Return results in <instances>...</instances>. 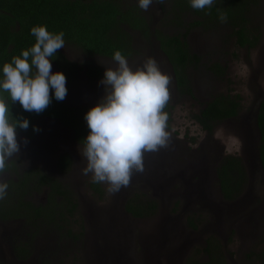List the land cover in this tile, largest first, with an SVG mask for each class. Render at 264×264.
<instances>
[{"label": "rangeland", "instance_id": "1", "mask_svg": "<svg viewBox=\"0 0 264 264\" xmlns=\"http://www.w3.org/2000/svg\"><path fill=\"white\" fill-rule=\"evenodd\" d=\"M220 1L217 0V2ZM127 3L131 5L134 4V1L129 0ZM256 6L258 10L251 13L248 30L252 36L262 33L264 39V0H259ZM153 10L159 9L155 7ZM151 11L150 6L148 12ZM151 15L158 20L165 17L164 12L161 14L160 11ZM193 19V15L187 16L188 21ZM201 29L202 27L195 31L192 30V36L201 37L203 35L199 32ZM173 31L175 33L176 29L174 28ZM205 31L202 38L212 44L213 48L209 47V50L214 52V55L220 54L222 57L225 53L224 50L228 49L223 57L224 62L216 60L227 66L226 77L224 75V78H215L208 70L203 72L204 69L201 67L197 70L191 69L188 77L193 97L180 96L175 90V75L174 77L168 75L167 72L170 68L167 67V63L161 61V55H158L156 62L159 69L170 77L168 87L173 110L171 129L167 131L169 133L168 143L166 147H161L157 152L147 153L149 156L147 159L150 161L144 160L143 164L146 162L149 166H144L143 172L137 174L139 182L133 185L130 183L124 188L121 196V200L129 199L136 189H140L143 194L154 198L158 205L161 203L162 209L159 206V210L154 216L145 219L125 217L121 213V204L115 202V193L106 191L105 187L104 199L99 201L96 196L92 197L93 192L88 190V194H86L88 200L84 212L79 211L75 219L69 220V225L62 223L60 228L49 230L47 237H50L54 242L55 250L52 253H46L37 245L39 241L36 239L33 244L35 252L31 257V262L34 260L35 264L98 263L96 252L98 246L108 247L101 240L97 242L99 239L96 238L95 222L97 219L95 215L99 211L112 216L111 223H114L111 225L110 235L111 237L118 235L121 238L125 254L123 264H187L193 261H205L206 256L203 249L212 236L221 241L226 264H261L256 255L264 247L262 219L264 178L257 177L255 170L252 173V185H261L262 190L257 191L256 187L253 191L251 187L250 189L246 187L241 199L237 201L238 203H230L232 205L229 208V204L223 201L219 190L216 170L223 157H241L242 139L251 140L252 144L256 141L253 107L257 99H264V42L260 45L261 47L247 52L235 47L236 39L231 27L213 25ZM190 43L194 46L195 39L191 38ZM62 49L66 52L67 58L70 57L69 61L76 62L78 67H83L89 62H93L104 71L107 68L116 67L114 62L104 58L90 59L77 48L64 45ZM192 49L196 52L194 48ZM146 54L143 47V52L138 59L144 58ZM211 56V53L203 54V59L208 57V60H203L201 64L210 66L214 61ZM128 64L133 70L135 69V61H128ZM138 65L139 67L143 66L142 63H138ZM73 81L70 103L77 104V108L88 103L98 104L105 95L104 86L100 82L89 85L80 71L76 73ZM87 92L95 93V96L89 98L85 95L88 94ZM219 93L241 96L243 111L238 119L220 123L215 126L211 134H208L202 130L196 116L199 115L203 104L207 103L213 95ZM79 111L81 109H78L77 113ZM241 122H243V126L238 128ZM34 126L39 131H34L35 137L32 139H26L17 133L20 152L17 157L7 161L16 162L14 165L19 175L25 171L46 170L48 172L53 170L62 151L76 150L74 159L77 163L76 166L80 167L86 164V160L80 155L79 146L73 142L70 128L64 129L60 124L50 123L48 125L47 123L41 124V122H37ZM80 148L83 147L80 146ZM42 149H53L56 153L52 157L44 158L39 154ZM32 151H35L34 155ZM21 156H25L26 163L17 161V158L21 160ZM248 163L251 166H256L255 161H248ZM52 172L55 176H60L56 169ZM197 173L200 174L201 181L204 182L203 186L194 184V179L199 178ZM178 174L184 175L183 181L186 184H183L182 187L177 184L181 179ZM89 176L91 177V174ZM80 177L79 171L78 174L75 172L73 175L66 173L61 176V181L74 195L75 188L84 185V189H86L89 182L80 180ZM85 177L88 178V176ZM133 177L136 175L131 178ZM2 180L4 181L5 178L3 177ZM140 181L145 182V185H142ZM25 189L24 191H27ZM195 192L202 198L200 203L196 198L194 199ZM17 194L21 198L24 196L19 192ZM29 195L33 196L32 193H28L26 199ZM43 195L44 193L41 192L40 198H43ZM74 197L79 199L76 195ZM224 211L229 217L228 224H226ZM213 212H215V216L212 214ZM116 215L118 216L116 217ZM249 217L252 219V223H248L249 226L238 223L239 220L249 219ZM212 218H216V220L219 218V223L213 222L218 226L211 223ZM192 226L197 228L194 229ZM22 227V222L0 225V233L6 229H22ZM235 229L242 231L243 235H240V232L239 234L235 233ZM91 251L92 253H89ZM0 255L3 257L1 262L9 264L8 260H11L9 252L4 249Z\"/></svg>", "mask_w": 264, "mask_h": 264}, {"label": "trees", "instance_id": "2", "mask_svg": "<svg viewBox=\"0 0 264 264\" xmlns=\"http://www.w3.org/2000/svg\"><path fill=\"white\" fill-rule=\"evenodd\" d=\"M154 1L157 2V0ZM257 2L259 0H221L220 2L214 0L213 6L204 10H194L191 8L189 0H165L163 4L157 2L165 15L164 18L159 19L158 27L167 26L168 15L174 16L173 24L177 27V33L169 36L161 29L155 30V33L151 30V26L158 20V18L154 19L151 14L160 11L153 10L155 5H151L152 11L148 12L136 4L129 5L127 0H0V79L3 78V65L11 63L13 56L20 55L22 50L30 48L35 43V37L31 35V28L34 26H46L48 31L54 34L63 32L64 41L74 42L85 54L112 60L116 51H120L125 57L134 51L131 39L136 36L124 29L127 26L133 32H141L142 38L148 40L155 38L160 42V51L168 58L175 75L177 94L193 97L188 73L191 69L197 70L204 65L201 64V57L193 51L192 46L187 41L188 34L199 27L208 30L213 25H227L233 30L238 46L254 47L258 37L254 36L252 40L249 36L250 14H248V9L253 3L256 5ZM187 6L190 7V14L194 17L189 22L185 20L189 15ZM218 9L226 13V22L222 23L219 20ZM125 41H129V43H125ZM50 59L57 63H69L59 51ZM73 67L75 68V65ZM204 67L209 68V66ZM76 68L78 72H84L92 84L99 83L105 72L93 62L86 63L83 67L76 66ZM209 70L214 73L215 78L226 76V68L220 62L212 63ZM69 86L66 84L67 92ZM50 95L52 102L49 107L43 113L36 114L25 111L18 102L12 103L8 94L0 91V98L9 103V111L12 117L17 120L26 118L29 124L35 118L58 117V111L53 108L57 102L53 90H50ZM59 102L64 103L65 101ZM88 110L86 108L78 112L80 115L78 116V125L72 127L76 132L77 141L82 145L83 139L89 133L84 120V115ZM172 110L173 106L169 98L164 108L167 115L166 131L171 129ZM242 111L241 96L219 93L213 95L207 103L203 104L196 120L203 131L211 134L215 126L238 119ZM258 125L261 134L259 154L264 169V100L260 106ZM146 162L144 166L148 167ZM62 164L64 171H70L74 165V160L66 156L62 159ZM216 172L220 180L223 200L228 204L237 202L248 184V176L242 159L233 156L224 157ZM137 174H133L136 177L131 179L132 185L139 182ZM140 183L145 185V182L140 181ZM93 184L96 192L101 194L100 183ZM19 193L25 195L27 192ZM55 194L63 200L54 205L60 208V214L63 216L62 221L65 223L68 217L74 215L76 209L73 204L74 195L59 182H56V189L49 192V198L56 199ZM158 210L159 205L156 200L147 194H143L140 189L133 192V196L128 199L126 205V211L136 219L152 217ZM224 214L226 224H228L227 212L224 211ZM192 227L197 228L196 226ZM203 252L206 256L205 261H193L187 264H226L222 243L215 236L210 237ZM256 258L258 262L264 264V247L256 255ZM0 264H2L1 261Z\"/></svg>", "mask_w": 264, "mask_h": 264}, {"label": "clouds", "instance_id": "3", "mask_svg": "<svg viewBox=\"0 0 264 264\" xmlns=\"http://www.w3.org/2000/svg\"><path fill=\"white\" fill-rule=\"evenodd\" d=\"M163 4L165 0H157ZM194 10L211 8L214 0H189ZM153 0H138V6L147 11ZM219 20L227 21L226 13L217 10ZM35 43L13 56L11 63L2 67L0 91L6 92L12 103L18 102L27 112L43 113L51 104L50 90L57 101L67 95L66 77L62 72H52L50 58L64 48V33H51L46 26L31 28ZM115 68H107L100 84L105 95L84 115L89 133L79 146L86 160L82 174H91L93 183L108 185L111 193L127 187L133 172H143L144 154L166 147L167 115L164 112L169 98L170 77L162 73L153 58L133 70L120 51L113 55ZM17 127L27 130L29 121L15 119L9 103L0 98V174L6 162L17 157L20 144ZM34 131H39L34 126ZM26 143V140H25ZM9 185L0 179V200L7 195Z\"/></svg>", "mask_w": 264, "mask_h": 264}, {"label": "flooded vegetation", "instance_id": "4", "mask_svg": "<svg viewBox=\"0 0 264 264\" xmlns=\"http://www.w3.org/2000/svg\"><path fill=\"white\" fill-rule=\"evenodd\" d=\"M128 1L129 0H127V2ZM133 1H134V4H136L138 6V0H133ZM151 5H155V7H157L160 10L161 14L163 13L162 7H160L156 1L153 0V3ZM256 7L257 6L254 5V3L252 4V6L250 8L248 7L249 8L248 14L251 15V13H255V10H258V8H256ZM187 11L190 15V7L189 6H187ZM173 20H174V16L168 15V24L165 27L164 26L158 27L157 23L159 20L155 21V24L153 26H151L152 32L155 33V30L161 29L164 33H166L169 36L175 35L177 33V28L174 26ZM185 20L187 22H189L187 20V17ZM174 28L176 29L175 33H173ZM124 29L127 30L129 33H131L133 36L134 35L136 36L135 38L131 39L132 40L131 43H133V46H134L133 53L131 55L125 57L127 61H135L136 62L135 66H134L135 69L140 68L138 63L143 64L144 61L148 58H153L155 61H158V55H161V61L167 63V67H169L171 70V71L169 70L167 72L168 75L174 77L173 69H172L171 65L169 64L168 58L165 56V54L162 51H160V42L157 39L153 38L151 40H148V39L142 38L141 32H139V31L133 32L127 26H125ZM196 29H194L193 31H195ZM199 32L203 33V35L206 33L205 29H203V28ZM261 34L262 33H260L257 36L258 41H256V44L254 47H250L248 45L245 47H241V46H238L237 44H235V47L246 50L247 52L253 51L256 48L261 47L260 45H262L263 44L262 42H264L263 34H262V36H261ZM203 35L201 37L195 38L194 36H192V33L190 32L188 34V37H187V41L189 43H190L191 38L195 39L194 46H192L191 43H190V45L192 46V48H194L196 50V53H198V55L201 57V59H202L201 61H203V60L207 61L208 60V57H206V58L204 57V59H203V54L206 55L207 53H211L212 54L211 57L214 60V61H212V63L218 62L216 60H221V62H224L225 59L223 57H225V55H226L225 53L228 51V49L224 50L225 53L222 55V57H220V54L214 55V52L209 50V47L213 48L212 44L204 41V39L202 38ZM249 36H251L250 38L253 40L254 35L252 36L249 33ZM64 42H65L64 45H66L70 48H77L82 54L86 55L90 59L103 58V57H94V56H90V55L85 54L82 50H80L77 47V44H75L74 42H68V41H64ZM125 43H129V41H125ZM143 47H144L147 54L144 58L138 59L143 52ZM215 50L217 51V48ZM58 51L64 56L65 60L69 63H63V62L57 63V62L52 61L50 59L51 64H52V72L55 73V72L59 71V72L64 73V75L66 77V84L70 85L69 90L67 92V96L64 99L65 102L60 103L59 101H57L55 103V105H53V108L58 111V113H57L58 117L57 118H48V117L35 118L33 120V122L29 124V127L27 130L17 128L16 131H17V133H19V135H23L26 139H28V138L32 139L35 137V132L33 129H34V125L37 124V122H41V124L47 123L48 125L50 123H54L56 125L60 124L64 129L70 128L69 130H71V132L73 134V137H72L73 142L77 146L83 147V145L77 141L76 132L72 127L74 125H78V122H77L78 116H80L77 113L78 109H81V110L86 109V108L90 109L93 106H95L96 104L95 103H93V104L88 103L86 105H82V106H79V108H77L78 107L77 104L74 105L73 103H70L71 94H72V86L74 84L73 78H75L76 73L78 72L77 71L78 69L76 68L77 63L76 62H74V63L70 62L69 61L70 57L67 58L66 52L62 48L59 49ZM104 59H107L111 62H114L112 59H109V58H104ZM73 65H75V68L73 67ZM223 66L226 68V75H227V66L226 65H223ZM210 67H211V65L209 66V68ZM201 68L204 69L203 72H206V70H208L212 75H214V73H212V71L209 70V68H204V67H201ZM229 69H230V67H229ZM229 69H228V71H229ZM81 74L84 75L86 81L90 85L91 81L89 80L88 76H86L84 74V72H82ZM87 93L88 94H85V95L89 98H93L95 96V93H92V92H87ZM263 100L264 99H262L261 101H263ZM254 105L255 106L253 107V114L256 110V101H255ZM229 121H232V120H229ZM36 136H37V134H36ZM259 145H260V143H259ZM45 150H46V153H45ZM34 152L35 151H32L33 155H34ZM55 153H56V151L53 149H42V151L39 152V154L41 156H43L44 158L49 157V156L52 157L55 155ZM75 153H76V150H72L70 152L69 151H64V152L62 151L61 152V155L59 156V159L55 164V168L53 169V170L56 169L57 172L60 174V176H55L54 173L52 172L53 170L48 171V172L46 170L45 171H41V170L25 171L19 175V172L16 170V167L14 165L16 162L15 163L14 162H12V163L6 162V170L3 174H0V177H2V179H3V177L5 178L4 181L8 183L9 187L7 189V195L5 196V198L0 200V225H6L9 223L11 225V224L18 223V222L23 223L22 229L21 228H19V229L14 228L13 230L6 229V230L2 231V233H0V253H2V251H4V249L9 252V254L11 255V260H8L9 264H35L34 260H33V262H31V257L33 256V254L35 252L33 249L34 248L33 244H34V241L36 239H38V241H39L37 243V245L40 247L41 250H45L46 253H52L55 250V246H54V242H52V239L50 237H47L49 230L60 228L62 223L65 225H69V220L75 219L76 214L79 211L84 212V209L86 208L85 206L87 204L86 202L88 200V197L86 195V194H88V192H87L88 190H91L93 192L92 197L96 196L97 200L103 201L104 196H105V187H106V191H108L107 190L108 185L104 184V183H100L99 188L102 190V193L101 194L97 193L95 188H94L95 185L93 184L91 177L89 175H87L88 178H86L85 175L82 174V168L85 167L86 164L81 165L80 167L76 166L77 163L74 160L76 158ZM66 156H68L69 158H72L74 160V165L72 166V169L70 171H64L63 170L62 159ZM144 156H145L144 160L148 161V159H147V158H149L148 154L146 153V154H144ZM20 158H21V160L19 158H17V161H21V162L26 163L25 156H21ZM221 160H220V162H221ZM242 161H243V159H242ZM220 162H219V164H220ZM243 164L245 166L246 173L248 176L247 188L250 189V187H251L252 190L255 191V188L257 187V191L258 190L261 191L262 190L261 185L260 186L257 184L252 185V173H254V171L256 170L257 171L256 176L259 178L260 177L264 178V169L262 170L261 167H258L257 165L256 166H250V168L248 169L246 167L244 161H243ZM248 164H250V163H248ZM78 171H79V175L81 176L80 180H88L89 182L87 183L86 189H84V185H81L80 188H77V189L75 188L76 191H74L75 192L74 196L76 195V197H79V199L78 198L76 199L74 197V200H73V204L76 206V209L74 211V215L72 217H68V220L64 223L62 221L63 216L60 214L61 213L60 208L58 206L54 205L55 203H61L63 201L62 198L58 197L55 194V196H57V198L56 199H50L49 197H47V195L49 194V192L53 191V189H56V182H59L62 184L61 176L63 174L70 173L71 175H73L75 172H77V174H78ZM134 173L139 174L140 172H133V174ZM133 174H132V176H133ZM216 175H217V172H216ZM178 176L181 179L178 180L177 184H178V186L182 187L183 184H186L183 181L184 175L182 176V175L178 174ZM197 177H199V178L194 179V181H195L194 184L197 186L202 184V186H203L204 182L201 181L200 174L197 173ZM53 182H55V183H53ZM218 182H219V190L221 191L219 179H218ZM63 186L68 187L65 185H63ZM124 188L125 187H122L118 192L115 193V195H116L115 196L116 197L115 202L121 204V213L125 217L134 218V216H132L131 214H129L126 211V205L128 202V198L121 200V196L123 195ZM24 189L27 190L26 191L27 193H25V195L21 198L20 195L17 194V192L23 193ZM41 192L44 193L43 198H40ZM28 193H32L33 196L29 195L26 199V196L28 195ZM84 194H85V196H84ZM11 195H13L14 197H12ZM221 195H222V191H221ZM32 197H34V198L30 199ZM85 198H87V199H85ZM195 198L199 201V203L202 200V198L199 196V194L197 192L194 193V199ZM232 203H234V202H232ZM231 205L232 204L229 203V208ZM159 206L162 209L163 206L161 203H159ZM235 210H236V208H235ZM212 214L215 216V212H213ZM117 216L118 215H116V217ZM95 218L97 219V222H95V227H96V232H97L96 238L99 239L97 242H99L101 240L104 243V245L106 243L108 246L106 248H104L103 246H98V249L96 251L98 263H96V264H123V256L125 254H124L123 246L121 244V238L118 235H114L113 237H111V235H110L111 234L110 228H111V225H113V223H114V222L111 223L113 220L112 216L108 215L105 212L100 213L99 211H97V215H95ZM263 218H264V210H263L262 219ZM134 219H136V218H134ZM214 221L219 223V218H218V220H216V218L215 219L212 218L211 223H213ZM238 223L249 226L248 223L251 224L252 219H251V217H249V219L244 218L242 220H239ZM263 223H264V221H263ZM213 224L217 225L215 223H213ZM4 229H5V227H4ZM235 232L237 234H239V232H240V235H243L242 231H240V230L235 229ZM50 248H52V249H50ZM89 253H92V251ZM89 253H88V257H89ZM41 259H43V258H41ZM89 259H90V257H89ZM2 260H3V257L0 255V261H2Z\"/></svg>", "mask_w": 264, "mask_h": 264}, {"label": "water", "instance_id": "5", "mask_svg": "<svg viewBox=\"0 0 264 264\" xmlns=\"http://www.w3.org/2000/svg\"><path fill=\"white\" fill-rule=\"evenodd\" d=\"M261 103H262L261 100H258V99L256 100V110H255V112L253 114L254 131H255L256 137H257L256 141L254 142V144H252L251 140L242 139L243 148H242V155H241L240 158L243 159V161H244V163H245V165H246V167L248 169L251 166V165L248 164V161H255L256 165L258 167H261V169L263 170V166H262L261 160H260L259 147H258L259 143L261 141L260 128H259V125H258V117H259V111H260ZM243 122H241V124L238 125V128H241L243 126V124H242ZM237 203L238 202H236V204Z\"/></svg>", "mask_w": 264, "mask_h": 264}]
</instances>
